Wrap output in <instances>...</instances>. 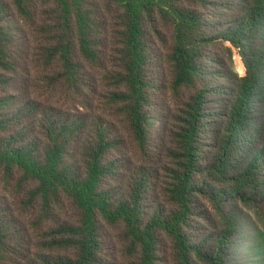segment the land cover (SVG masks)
I'll return each instance as SVG.
<instances>
[{
  "label": "trees",
  "instance_id": "16d2710c",
  "mask_svg": "<svg viewBox=\"0 0 264 264\" xmlns=\"http://www.w3.org/2000/svg\"><path fill=\"white\" fill-rule=\"evenodd\" d=\"M0 264H264V0H0Z\"/></svg>",
  "mask_w": 264,
  "mask_h": 264
},
{
  "label": "rangeland",
  "instance_id": "374dc122",
  "mask_svg": "<svg viewBox=\"0 0 264 264\" xmlns=\"http://www.w3.org/2000/svg\"><path fill=\"white\" fill-rule=\"evenodd\" d=\"M234 64H235V69H236V72L239 76H243L244 75V67H243V64L240 65V63L238 61H236L234 59Z\"/></svg>",
  "mask_w": 264,
  "mask_h": 264
},
{
  "label": "built area",
  "instance_id": "2783aa9c",
  "mask_svg": "<svg viewBox=\"0 0 264 264\" xmlns=\"http://www.w3.org/2000/svg\"><path fill=\"white\" fill-rule=\"evenodd\" d=\"M234 59H235L236 61H238V62L240 63V65H242V61H241V58H240V56H239L238 53H235V55H234Z\"/></svg>",
  "mask_w": 264,
  "mask_h": 264
}]
</instances>
